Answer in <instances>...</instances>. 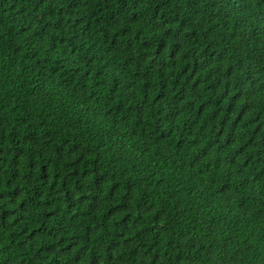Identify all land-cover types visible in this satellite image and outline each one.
<instances>
[{
  "label": "trees",
  "instance_id": "obj_1",
  "mask_svg": "<svg viewBox=\"0 0 264 264\" xmlns=\"http://www.w3.org/2000/svg\"><path fill=\"white\" fill-rule=\"evenodd\" d=\"M0 264H264V0H0Z\"/></svg>",
  "mask_w": 264,
  "mask_h": 264
}]
</instances>
